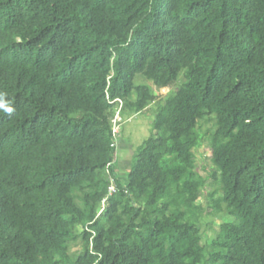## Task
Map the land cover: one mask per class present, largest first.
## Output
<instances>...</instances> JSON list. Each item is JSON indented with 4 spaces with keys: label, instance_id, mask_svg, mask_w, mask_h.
I'll return each mask as SVG.
<instances>
[{
    "label": "trees",
    "instance_id": "trees-1",
    "mask_svg": "<svg viewBox=\"0 0 264 264\" xmlns=\"http://www.w3.org/2000/svg\"><path fill=\"white\" fill-rule=\"evenodd\" d=\"M0 92V264H264V0H0Z\"/></svg>",
    "mask_w": 264,
    "mask_h": 264
},
{
    "label": "rangeland",
    "instance_id": "rangeland-1",
    "mask_svg": "<svg viewBox=\"0 0 264 264\" xmlns=\"http://www.w3.org/2000/svg\"><path fill=\"white\" fill-rule=\"evenodd\" d=\"M138 82H144L142 80H138ZM145 83L149 84L148 81L145 80ZM152 90L155 93H158L161 96H164L168 90L172 89L173 87L163 88L160 90H156L152 87ZM154 104H152L148 109L136 114H128L123 116V122L119 126V133L115 139V146H116V154H118V142L122 140L124 143L131 146V149L134 151L137 146H139L144 140H146L150 133L151 121L153 119V110ZM200 132L202 134L210 131L212 129V121H205L201 120L199 122ZM195 156V163L197 171L202 175L205 176L210 168V149L207 144V140L204 139L201 146L195 148L193 150ZM120 175H125V171ZM208 189V187H207ZM198 202L205 203L204 196H200ZM232 219V217H229ZM222 220L220 218H214L210 223V216H204L202 221V231L207 236H212V231L209 229L210 226L217 228ZM205 240H202V243Z\"/></svg>",
    "mask_w": 264,
    "mask_h": 264
},
{
    "label": "built area",
    "instance_id": "built-area-1",
    "mask_svg": "<svg viewBox=\"0 0 264 264\" xmlns=\"http://www.w3.org/2000/svg\"><path fill=\"white\" fill-rule=\"evenodd\" d=\"M114 102L116 105L113 108V115L111 118V133L112 136L114 137V141L119 133V126L123 122V116L121 114L122 110V100L121 99H115ZM110 163L106 165L105 171L107 174V179H108V186H107V194L106 197L101 200L100 203V208L98 210L97 214H100L104 208V203L107 199L108 196L112 195L115 190H116V184L114 181V178L112 177L109 169Z\"/></svg>",
    "mask_w": 264,
    "mask_h": 264
},
{
    "label": "crops",
    "instance_id": "crops-1",
    "mask_svg": "<svg viewBox=\"0 0 264 264\" xmlns=\"http://www.w3.org/2000/svg\"><path fill=\"white\" fill-rule=\"evenodd\" d=\"M118 154H116L117 173L119 178L123 179V172L126 171L130 165L131 154L133 150L131 146L120 140L117 144Z\"/></svg>",
    "mask_w": 264,
    "mask_h": 264
},
{
    "label": "clouds",
    "instance_id": "clouds-1",
    "mask_svg": "<svg viewBox=\"0 0 264 264\" xmlns=\"http://www.w3.org/2000/svg\"><path fill=\"white\" fill-rule=\"evenodd\" d=\"M5 96H6L5 92H0V112L7 113L10 115L13 113L14 108L10 101L4 99Z\"/></svg>",
    "mask_w": 264,
    "mask_h": 264
}]
</instances>
